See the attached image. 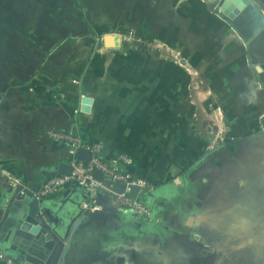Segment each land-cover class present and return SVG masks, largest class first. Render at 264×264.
Here are the masks:
<instances>
[{"label":"rangeland","instance_id":"374dc122","mask_svg":"<svg viewBox=\"0 0 264 264\" xmlns=\"http://www.w3.org/2000/svg\"><path fill=\"white\" fill-rule=\"evenodd\" d=\"M217 2L0 0V167L35 161L30 132L69 103L84 138L135 155L154 186L152 222L109 258L264 264V135L227 114L226 91L179 87L181 29L189 17H219ZM223 25L212 53L232 35ZM106 34L119 45L105 46Z\"/></svg>","mask_w":264,"mask_h":264},{"label":"crops","instance_id":"0c3cea01","mask_svg":"<svg viewBox=\"0 0 264 264\" xmlns=\"http://www.w3.org/2000/svg\"><path fill=\"white\" fill-rule=\"evenodd\" d=\"M195 4L198 7L202 6L198 3ZM215 7L210 13H215ZM219 20L223 22V26L232 31V35L227 38L228 44L221 47L222 53H212L215 46L209 47L208 45L213 44L214 36H218L220 32ZM185 23V28L181 29V41L184 44L182 53L186 64L181 69L180 90L184 91L185 88H188L187 84L189 83L198 86L200 81L207 84L206 91L210 89H216L217 92L226 91L228 95L225 96L229 99L228 103L235 105L234 108L229 106L226 110L227 114L239 113L240 121L248 124L260 135H264L261 133L260 122V119L264 117V39L258 37L256 33L244 40L227 22L208 13L206 17L200 19L189 17ZM228 30L226 31L228 32ZM217 40L216 37L215 41ZM225 41L223 40V43ZM236 49L240 52L235 53ZM221 58H224V61ZM199 73L205 74L204 79L196 77ZM188 74L191 75L188 76ZM61 106L62 111L57 116L39 119L35 128L30 132L29 137L34 139V144H37L34 153L38 158L35 161L32 158H8L9 160L6 161L11 165L5 164L0 167V241L8 249L12 245L19 246L21 243V240L16 238L17 235L14 234L10 222L12 218H15L16 211L20 206L18 201H15L8 208L13 187L21 184L24 188H31L34 183H40L48 176L49 171L55 169L60 161L67 162L69 160V148L49 139L47 130H68L76 126L85 141L93 142V140L83 137L77 116H74L73 105L63 103ZM116 154L110 153L102 147L100 149V155L104 159L114 157ZM132 156H130L133 159L132 164L124 165L123 170L133 177L144 179L137 167L139 164L137 157ZM39 158L40 160H38ZM33 162L39 163L33 164ZM17 165H20L21 169H17ZM62 193L46 197L52 210L58 212L65 206V202L59 203L58 201ZM156 198L147 197V204L154 205L157 201ZM91 211L94 214L93 217H86L79 223L74 222L76 226L73 228L71 236L69 235V238L64 241V245H68L66 255H61L58 262L60 261L61 264H131L117 258H109V252L112 247L116 248L120 243L134 239L144 223L147 222L141 219V226H136L135 222L140 221L139 218H135L131 213L121 209H111L99 202Z\"/></svg>","mask_w":264,"mask_h":264},{"label":"water","instance_id":"95a60500","mask_svg":"<svg viewBox=\"0 0 264 264\" xmlns=\"http://www.w3.org/2000/svg\"><path fill=\"white\" fill-rule=\"evenodd\" d=\"M215 13L227 22L244 40L258 34L264 39V0H219ZM104 44L107 47L119 45V37L114 34L103 36ZM261 133L264 134V117L260 119ZM91 154L86 149L78 150V157L88 160ZM186 170L180 179H185ZM72 167L65 161H60L55 169L49 171L48 176L55 174L70 175ZM92 177L101 182L106 188H111L116 193H123L126 189L125 183L115 182L104 178L100 170L95 169ZM180 179H175L179 182ZM131 179H128L130 181ZM40 183H34L31 188H24L17 184L13 187L10 195L8 208L15 201L20 205L16 211L15 218L11 219L12 230L16 238L21 240L19 246L12 245L8 249L0 241L2 257L0 264H5L6 260L19 264H61L58 258L65 256L68 245L64 241L71 236L74 222H81L86 217H93L91 209L80 208L81 201H87L90 193L83 189L78 181L73 180L70 186L58 198L59 203L65 202V206L59 211L52 210L46 198L37 199V192ZM128 193L131 196L140 198L143 201L153 193L139 194V186L129 184ZM95 199L101 205H106L111 209H117L111 203L107 195L97 191ZM58 207V206H57ZM125 211V210H124ZM128 212V211H126ZM130 213V212H129ZM140 221L135 222L136 226H141ZM17 244V243H16Z\"/></svg>","mask_w":264,"mask_h":264},{"label":"built area","instance_id":"2783aa9c","mask_svg":"<svg viewBox=\"0 0 264 264\" xmlns=\"http://www.w3.org/2000/svg\"><path fill=\"white\" fill-rule=\"evenodd\" d=\"M137 39H142L141 35H137ZM49 139L63 144L69 148L70 156L67 163L72 167L70 175L55 174L46 176L35 192L37 199L55 196L62 193L70 183L75 180L90 193V198L87 201L80 202L82 209H94L97 206L95 194L97 191L107 195L113 206L117 209L125 210L131 213L135 218L143 219L146 222H152V212L146 201L138 197L131 196L128 193V185L133 184L139 186V194H151L154 190L152 183L145 179L131 176L127 171L123 170L124 165L132 163V158L124 153L114 157L104 159L100 155L101 144L99 142L85 141L76 126L68 129H49L47 130ZM86 149L91 156L88 160L78 157L79 149ZM98 169L103 174L104 178L115 182L125 183L126 189L123 193H116L111 188H106L92 177V173ZM128 179H131L128 181ZM0 249V257H2ZM5 264H19L10 260H6Z\"/></svg>","mask_w":264,"mask_h":264},{"label":"bare ground","instance_id":"6f19581e","mask_svg":"<svg viewBox=\"0 0 264 264\" xmlns=\"http://www.w3.org/2000/svg\"><path fill=\"white\" fill-rule=\"evenodd\" d=\"M119 37V36H118Z\"/></svg>","mask_w":264,"mask_h":264}]
</instances>
